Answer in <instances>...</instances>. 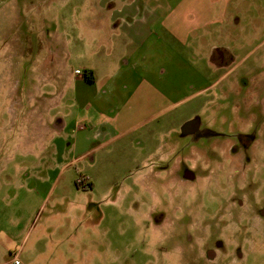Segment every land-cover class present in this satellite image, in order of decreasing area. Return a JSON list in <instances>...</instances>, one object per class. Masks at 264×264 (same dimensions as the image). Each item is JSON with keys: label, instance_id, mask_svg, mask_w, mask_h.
Wrapping results in <instances>:
<instances>
[{"label": "rangeland", "instance_id": "374dc122", "mask_svg": "<svg viewBox=\"0 0 264 264\" xmlns=\"http://www.w3.org/2000/svg\"><path fill=\"white\" fill-rule=\"evenodd\" d=\"M240 2L228 74L193 110L199 131L135 169L105 151L93 181L67 147L66 122L86 111L68 74L80 60L55 41L61 6L0 0V263L264 264V0Z\"/></svg>", "mask_w": 264, "mask_h": 264}, {"label": "crops", "instance_id": "0c3cea01", "mask_svg": "<svg viewBox=\"0 0 264 264\" xmlns=\"http://www.w3.org/2000/svg\"><path fill=\"white\" fill-rule=\"evenodd\" d=\"M56 2L62 21L55 24L66 29L59 33L56 27L55 41L65 45L68 63L80 60L81 66L68 74L77 111H86L66 122L70 163H81L96 181L93 170L109 157L120 169H135L156 162L157 154L163 159L172 153L170 144L194 117L195 106L203 98L209 101L208 92L228 74L221 70L234 51L223 38L232 29L234 3L240 0ZM76 10H82L77 23ZM80 25L96 27L103 35L86 40L82 29L76 35ZM157 135H167L166 142ZM19 264L29 263L20 259Z\"/></svg>", "mask_w": 264, "mask_h": 264}, {"label": "water", "instance_id": "95a60500", "mask_svg": "<svg viewBox=\"0 0 264 264\" xmlns=\"http://www.w3.org/2000/svg\"><path fill=\"white\" fill-rule=\"evenodd\" d=\"M200 120L198 118H193L187 121L182 127L183 134H191L199 131Z\"/></svg>", "mask_w": 264, "mask_h": 264}, {"label": "built area", "instance_id": "2783aa9c", "mask_svg": "<svg viewBox=\"0 0 264 264\" xmlns=\"http://www.w3.org/2000/svg\"><path fill=\"white\" fill-rule=\"evenodd\" d=\"M13 261H14L15 264H19L20 263V259L18 257H15Z\"/></svg>", "mask_w": 264, "mask_h": 264}, {"label": "flooded vegetation", "instance_id": "af4514ba", "mask_svg": "<svg viewBox=\"0 0 264 264\" xmlns=\"http://www.w3.org/2000/svg\"><path fill=\"white\" fill-rule=\"evenodd\" d=\"M244 140H245V142H251V141H249V140H246V137L244 136ZM245 144V143H244ZM246 145V144H245Z\"/></svg>", "mask_w": 264, "mask_h": 264}, {"label": "trees", "instance_id": "16d2710c", "mask_svg": "<svg viewBox=\"0 0 264 264\" xmlns=\"http://www.w3.org/2000/svg\"><path fill=\"white\" fill-rule=\"evenodd\" d=\"M88 78H92L91 76L87 75ZM79 185H81L80 183H78ZM91 185V184H90Z\"/></svg>", "mask_w": 264, "mask_h": 264}]
</instances>
